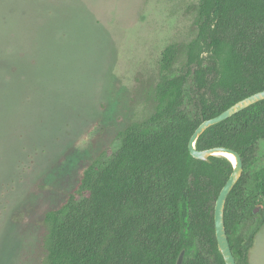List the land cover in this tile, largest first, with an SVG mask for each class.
<instances>
[{"label": "trees", "instance_id": "obj_1", "mask_svg": "<svg viewBox=\"0 0 264 264\" xmlns=\"http://www.w3.org/2000/svg\"><path fill=\"white\" fill-rule=\"evenodd\" d=\"M209 54L207 65L203 54ZM160 57L153 112L116 134L117 148L84 165L63 200L44 214L47 264H225L214 204L232 171L224 156L200 160L188 141L201 121L264 90V0H199L196 34ZM177 61V60H176ZM264 99L206 128L198 150L236 151L243 170L226 197L224 224L236 264H248L256 229L237 246L236 227L264 200Z\"/></svg>", "mask_w": 264, "mask_h": 264}, {"label": "rangeland", "instance_id": "obj_2", "mask_svg": "<svg viewBox=\"0 0 264 264\" xmlns=\"http://www.w3.org/2000/svg\"><path fill=\"white\" fill-rule=\"evenodd\" d=\"M198 1L0 0V264H47L45 212L153 112L161 53L178 74ZM257 156L251 170L264 140ZM247 214L234 244L256 229L248 264H264V218Z\"/></svg>", "mask_w": 264, "mask_h": 264}, {"label": "water", "instance_id": "obj_3", "mask_svg": "<svg viewBox=\"0 0 264 264\" xmlns=\"http://www.w3.org/2000/svg\"><path fill=\"white\" fill-rule=\"evenodd\" d=\"M264 99V90L258 91L256 93H253L226 108L223 110L221 113L218 115L211 117L209 119H205L200 122V124L196 127L192 135L190 136V139L188 141V150L189 153L192 157L200 159V160H205L207 161L209 156L211 155H222L221 153H229L232 154L234 157V162L227 159L232 163V171L227 178L225 184L222 186V188L219 191V194L215 200L214 204V211H213V217H214V231H215V237H216V242H217V247L218 250L223 258V261L225 264H236L234 256L232 254L230 244H229V239L226 233L225 229V224H224V204L227 195L229 194L230 190L240 177L242 170H243V164H242V159L240 155L226 147L222 146H215L211 148H206L203 150H198L195 147V142L199 135L209 126L220 122L233 114L237 113L238 111L244 109L245 107ZM225 157V156H224ZM251 213L258 214L259 220H263L264 218V206H255L251 209ZM254 230V229H253ZM252 230V231H253ZM251 233V232H250ZM184 249H182L177 256L176 263L175 264H182L183 259H184Z\"/></svg>", "mask_w": 264, "mask_h": 264}, {"label": "bare ground", "instance_id": "obj_4", "mask_svg": "<svg viewBox=\"0 0 264 264\" xmlns=\"http://www.w3.org/2000/svg\"><path fill=\"white\" fill-rule=\"evenodd\" d=\"M221 154L224 155L225 157H227L232 162H234V157L232 154H229V153H221Z\"/></svg>", "mask_w": 264, "mask_h": 264}, {"label": "flooded vegetation", "instance_id": "obj_5", "mask_svg": "<svg viewBox=\"0 0 264 264\" xmlns=\"http://www.w3.org/2000/svg\"><path fill=\"white\" fill-rule=\"evenodd\" d=\"M259 204V203H258ZM255 207V206H254Z\"/></svg>", "mask_w": 264, "mask_h": 264}]
</instances>
